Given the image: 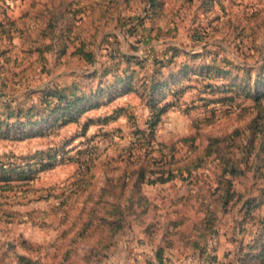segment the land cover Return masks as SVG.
Instances as JSON below:
<instances>
[{
    "label": "rangeland",
    "instance_id": "obj_1",
    "mask_svg": "<svg viewBox=\"0 0 264 264\" xmlns=\"http://www.w3.org/2000/svg\"><path fill=\"white\" fill-rule=\"evenodd\" d=\"M0 264H264V0H0Z\"/></svg>",
    "mask_w": 264,
    "mask_h": 264
}]
</instances>
